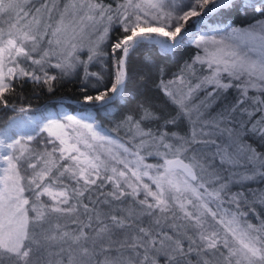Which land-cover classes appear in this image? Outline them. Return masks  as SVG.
I'll use <instances>...</instances> for the list:
<instances>
[{
    "label": "snow or ice",
    "instance_id": "snow-or-ice-1",
    "mask_svg": "<svg viewBox=\"0 0 264 264\" xmlns=\"http://www.w3.org/2000/svg\"><path fill=\"white\" fill-rule=\"evenodd\" d=\"M206 20L203 54L161 69L175 115L141 102L113 121L135 99L132 53ZM78 69V114L10 103ZM0 109L17 113L0 129V264H264V0H0Z\"/></svg>",
    "mask_w": 264,
    "mask_h": 264
},
{
    "label": "trees",
    "instance_id": "trees-1",
    "mask_svg": "<svg viewBox=\"0 0 264 264\" xmlns=\"http://www.w3.org/2000/svg\"><path fill=\"white\" fill-rule=\"evenodd\" d=\"M39 2L40 0H32V4L35 6H39ZM105 2L110 3L111 0H105ZM230 19L235 25L243 27L251 24L255 19H258V17L249 10L247 13L233 12ZM212 24L213 22L211 20H206L203 25H197L195 21L187 24L186 27L191 34L190 39L174 50L164 52L159 44L146 43L132 53L128 63L130 77L128 89L131 96H134L135 99H130L127 104L116 105L112 120L118 121L124 114L136 112V105L141 102H150L158 112L175 115V106L172 105L157 88V84L161 79V69H163L164 80L173 79L174 75L178 74L186 63L192 62L197 52L203 54L202 50L197 49L194 41L198 35L212 34L209 31ZM105 50L108 49L106 48ZM98 67L99 66H92L90 67V71L98 72ZM197 67L199 68V66ZM203 74V72H197L198 76ZM82 76L83 71L80 69L78 74L59 80L52 93H48L40 87L34 89L33 85L27 84L22 90L17 88L19 98H10V103H15L17 108L28 107L30 105L28 115L54 113L63 109L80 112L82 105L77 103V101L82 98ZM192 82L195 83V79H193ZM91 83H95V81L93 80ZM89 94H93L91 89H89ZM16 116L17 113L10 109H0V128L4 129L10 122V118ZM105 124L109 128L114 126L113 124H109L107 120H105ZM146 126L155 127L153 124ZM177 130L182 133L186 132V124L181 122ZM119 135L123 137L124 133L121 132ZM257 186L258 185H253V187Z\"/></svg>",
    "mask_w": 264,
    "mask_h": 264
},
{
    "label": "rangeland",
    "instance_id": "rangeland-1",
    "mask_svg": "<svg viewBox=\"0 0 264 264\" xmlns=\"http://www.w3.org/2000/svg\"><path fill=\"white\" fill-rule=\"evenodd\" d=\"M60 2H61V4H63V2H64V0H60ZM94 38V37H93ZM87 58V51L85 50V51H83L82 53H81V59H86ZM97 71L99 72L100 71V67H98L97 68ZM80 72V69H78L74 74H78ZM50 74H57L55 71H53V72H51ZM74 74H72V75H74ZM61 111H66V112H71V113H74V114H78L79 112H76V111H72V110H69V109H63V110H61ZM31 116H36V117H38V116H40V115H31ZM10 123V122H9ZM9 123H8V125H9ZM8 125L5 127V128H7L8 127ZM0 129H2V128H0ZM150 162H152V161H150Z\"/></svg>",
    "mask_w": 264,
    "mask_h": 264
}]
</instances>
